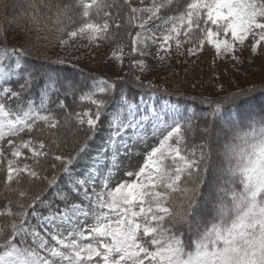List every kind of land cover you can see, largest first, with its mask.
I'll list each match as a JSON object with an SVG mask.
<instances>
[{"label":"snow or ice","instance_id":"6c2138e0","mask_svg":"<svg viewBox=\"0 0 264 264\" xmlns=\"http://www.w3.org/2000/svg\"><path fill=\"white\" fill-rule=\"evenodd\" d=\"M0 16V195L16 196L0 210V264H264V81L221 86L189 112L171 104L167 89L149 106L142 92L130 97L119 87L122 77H92L79 97L92 107L71 113L61 99V119L47 102L73 87L53 75V65L70 62L40 50L41 41L63 48L77 37L99 47L126 24L139 29L127 33L133 57L151 41L160 61L173 45L190 57L208 46L242 64L244 52L264 58V0H0ZM14 29L24 43L9 47ZM110 56L122 65L124 47ZM132 66L143 71L145 62ZM101 131L103 144L89 155ZM155 137L142 166L125 172L134 179L110 187L121 157Z\"/></svg>","mask_w":264,"mask_h":264},{"label":"rangeland","instance_id":"374dc122","mask_svg":"<svg viewBox=\"0 0 264 264\" xmlns=\"http://www.w3.org/2000/svg\"><path fill=\"white\" fill-rule=\"evenodd\" d=\"M150 3L151 0H144L142 5L140 0H133V6L135 7L149 6ZM147 15V13L139 14V16L142 18H146ZM127 27L129 28V26ZM131 30L139 31V29L136 28H131ZM154 31L159 34L161 29L157 28L154 29ZM119 34L120 32L115 35L114 40L116 42L120 41ZM46 42L47 41H45L44 45L48 44ZM57 44H55L54 48L46 47L50 53L54 52V59L50 60L55 61L58 58L65 59L70 63H66L64 65L74 68H79V66L85 65L86 67L92 69L94 71L93 73L100 74L112 80H117L121 77H128V79L130 77L131 79L139 76L140 80L144 84H152L154 86L163 85L165 87L166 85H174L175 88H178L177 91H184V89H186V85L189 86L188 83L190 82L192 83L191 88L193 86L198 87L197 92L199 94H204L205 92L208 93L212 90H216L218 92L221 86H223L228 91H237L241 89V84L252 83L255 81V79H261L264 77L262 73V71H264V58H261L259 54L253 58L249 52H244L242 54V64H236V62L232 61L229 57L219 59L216 58L214 50L208 46L205 47V50L202 53L195 57H190L186 53L185 55H179L175 49V46L173 45L172 54L167 56L164 61H160L156 56V53L159 51L158 45L151 43V41L148 42L147 47H145L143 44H138V49L143 52L144 55L141 56L136 54L135 57L128 55L131 46L126 48L125 44L120 43V45L124 47L125 53L123 63L121 65L110 56L111 51L115 48L111 49L105 57H102V52H99V48L95 46H89L86 38L77 37L76 40L70 41V44L64 46L63 48ZM180 51L183 52L185 50L182 48ZM133 58L137 60H144L145 68L143 71L132 66ZM130 70H132V72L130 75H128ZM133 73H135V75ZM197 76L199 78H197ZM182 79L183 82L181 81ZM231 87L234 89L230 90ZM156 97L158 96L144 95L143 100L145 103L151 106L157 103V100L155 99ZM159 103H165V101L161 100ZM171 104L175 103L171 102ZM171 104L169 105L170 107ZM85 107L86 108H82V110H86L87 108L92 107V105L87 103ZM180 107L182 110L186 108L189 112L194 110L192 106L186 107L180 105ZM106 135L107 133L104 131H101L97 135L92 143L89 155L100 149ZM160 138L162 137L149 138L145 144L138 145L137 150L134 151L133 154L129 156H122L121 167L111 179L110 187H115L117 183L125 179H134V177H126L125 172L137 171L139 167L142 166L146 154L151 150V148L158 146ZM219 147L221 149L223 147L222 138L219 140ZM89 162L88 156L81 158L76 165V170L80 171L86 168ZM218 167L219 165H217V168L214 169V171L218 170ZM203 201L205 202V210L211 207L206 190L203 196ZM91 223V220H87L84 222L83 226L90 225Z\"/></svg>","mask_w":264,"mask_h":264},{"label":"trees","instance_id":"16d2710c","mask_svg":"<svg viewBox=\"0 0 264 264\" xmlns=\"http://www.w3.org/2000/svg\"><path fill=\"white\" fill-rule=\"evenodd\" d=\"M0 19H2V16H0ZM126 27H127V25L125 24V26H123L117 32V33L120 32V34H119L120 41L119 42H116L114 40L115 39V37H114L112 40L106 41L98 47L99 52L100 53L102 52L101 53L102 57H105L111 49L116 48L117 45H120V43L125 44L126 48L131 46V37L128 36V34H127L128 31L131 29L128 27L126 28ZM112 31L116 32V30L114 28L112 29ZM131 32L134 36L136 30H133V31L131 30ZM18 33H19V29H14V30L8 31L6 33V35H7L6 43L9 47H12L13 45L20 46L21 44L24 43L23 39L21 38V35H19ZM43 34L44 33H40V35H43ZM2 40H3V38L0 37V41H2ZM42 42H41V46L44 45L45 41H42ZM46 43H48V42H46ZM0 46H2V44H0ZM49 48H51V46H49ZM40 50L42 52L46 53L48 55L49 59H54V56H53L54 52L50 53L46 49V47H41ZM32 51L35 52L36 49H33ZM41 63H43V61L34 60V59L29 60V66H35L36 68H38ZM53 67L56 68V72L53 73L54 76H59L60 78L68 77L73 82V87H70L68 89L67 94H65L63 88H61L59 93L53 92L50 96L49 101L47 102L48 108L50 110H52L55 113V115H57L61 119L63 118L65 112L63 109H59L56 107L59 100L63 99L65 101V104L67 105V109L69 112L74 113V112L80 111V110H82V108H86L85 105L88 103L86 101H81L79 99V97L81 95V90L88 86L92 77L107 78V77L102 76L100 74L93 73L94 71L92 69L86 67L85 65H81V66H79V68L69 67L67 65H53ZM131 72H132V70L129 71L128 75H130ZM262 73L264 76V71H262ZM133 74L135 75V73H133ZM197 78H199V77L197 76ZM263 78L255 79V81H253L252 83L241 84L240 90L251 88L254 85H259L261 83V81H264ZM107 79L112 80L110 78H107ZM123 79L126 81V83L119 85V87L125 88V90L128 92L130 97H132V96L138 97L139 93H141V92L145 96L156 95L158 97H161V96L165 95L163 90L167 89V92L172 94L170 97H168V100H170L172 103H176L178 101L179 105H182V106H186V107L192 106L194 108L193 111H197L201 107V105H200L201 98H212V97H214L215 92H217L216 90L215 91L212 90L211 92H208V93L205 92L204 93L205 95L199 94L197 92L198 87L193 86L191 88V84H192L191 82L188 83L189 86L186 85V87H185L186 89H184V91H177L178 88L177 87L175 88L174 85H169V86L166 85L167 88L163 85H159V86H156L155 89H149V88L137 89L134 86L136 83L135 77L131 78V79H130V77H129V79H128V77H124ZM181 81L183 82V79ZM173 86H174V88L172 89ZM233 89L234 88H232V87L230 88V90H233ZM254 95L259 96L260 93L257 92ZM36 96H37V103H39L40 93H37ZM203 107H207V105H203ZM233 112H234V109H229V114H232ZM194 123H195V121H194ZM239 123L242 126L244 124L243 121H240ZM71 127L74 128V122L71 124ZM81 136H82V133H81ZM25 138H27V137H25ZM69 146H70V144H69ZM3 179H4V176L2 174H0V181H3ZM2 189H3V185L0 184V191H2ZM15 199H16V196L14 194L4 193L3 195H0V210L4 209V206L8 200L15 201ZM12 210L13 211L16 210V205L14 203L12 204ZM5 219H6L5 217H0V221H3ZM33 223H35V221H33Z\"/></svg>","mask_w":264,"mask_h":264}]
</instances>
